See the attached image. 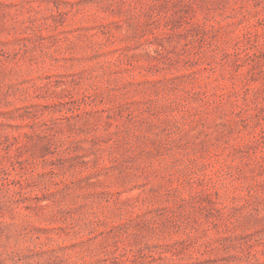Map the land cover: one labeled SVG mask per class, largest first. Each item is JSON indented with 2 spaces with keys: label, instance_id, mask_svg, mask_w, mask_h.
<instances>
[{
  "label": "rangeland",
  "instance_id": "1",
  "mask_svg": "<svg viewBox=\"0 0 264 264\" xmlns=\"http://www.w3.org/2000/svg\"><path fill=\"white\" fill-rule=\"evenodd\" d=\"M0 264H264V0H0Z\"/></svg>",
  "mask_w": 264,
  "mask_h": 264
}]
</instances>
